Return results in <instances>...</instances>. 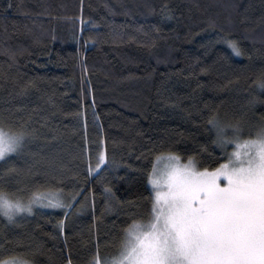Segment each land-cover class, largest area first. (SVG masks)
Listing matches in <instances>:
<instances>
[{
    "label": "trees",
    "instance_id": "obj_1",
    "mask_svg": "<svg viewBox=\"0 0 264 264\" xmlns=\"http://www.w3.org/2000/svg\"><path fill=\"white\" fill-rule=\"evenodd\" d=\"M262 76L264 0H0V113L31 117L37 130L11 162L27 170L30 152L56 157L67 167L54 186L80 190L83 204L67 218L40 206L15 223L0 215V249L7 250L0 260L88 264L97 241L114 254L130 214L148 212L145 170L156 156L172 152L183 162L192 157L200 170L218 167L226 157L208 159L221 150L207 119L240 120L247 139L264 117ZM98 149L119 164L101 178L86 170V154L95 163ZM7 166L0 161V170ZM47 167L11 178L0 171L4 191L27 199L34 185L51 180ZM105 185L117 197L110 211Z\"/></svg>",
    "mask_w": 264,
    "mask_h": 264
},
{
    "label": "snow or ice",
    "instance_id": "obj_2",
    "mask_svg": "<svg viewBox=\"0 0 264 264\" xmlns=\"http://www.w3.org/2000/svg\"><path fill=\"white\" fill-rule=\"evenodd\" d=\"M12 6L11 2L7 5ZM226 42L235 55L244 54L236 41ZM257 85L264 89V76ZM23 88L26 90L27 85ZM248 103L254 105L256 100ZM207 127L215 134L212 144L221 150L220 156L209 154L208 159L226 160L218 167L197 170L192 157L182 164L175 153L157 155L151 170H145L146 182L151 185L146 216L130 214L114 254L102 253L97 241L88 264H264V117L243 140L240 120H221L213 113L207 119ZM36 139L31 117L14 119L0 113V161L8 165L0 171L9 178L18 177L22 172L31 174L36 164L47 163L45 175L51 178L44 185L29 189L27 199L15 193V198L10 199L0 181V215L9 223H15L22 214H32L36 206L62 209L65 218L74 209L83 208L82 203L78 207L80 190L74 187L65 192L54 186L58 177L65 176L67 167L63 163L57 166L56 157L30 152L33 161L27 170L11 162V155L22 156ZM230 145L235 146L232 152L228 151ZM86 160L88 176L97 178L106 169L119 167L115 160H108L106 149L97 150L95 163L90 153ZM162 161H168L163 169ZM72 174L78 176L79 172ZM16 190L23 191L20 187ZM104 195L110 211V201L117 197L107 185ZM63 226L64 220L58 221L61 231ZM4 251L7 250L0 249V254ZM0 264L23 262L11 258L0 260ZM67 264H72L70 257Z\"/></svg>",
    "mask_w": 264,
    "mask_h": 264
},
{
    "label": "rangeland",
    "instance_id": "obj_3",
    "mask_svg": "<svg viewBox=\"0 0 264 264\" xmlns=\"http://www.w3.org/2000/svg\"><path fill=\"white\" fill-rule=\"evenodd\" d=\"M181 161V160H180ZM168 163V161H162L161 164H160V167L161 169H163L165 167V165ZM182 164H186L187 162H183L181 161ZM197 169V168H196ZM197 170H200V169H197ZM223 180V178H221ZM151 186V185H150ZM10 199H14V198H11L9 197Z\"/></svg>",
    "mask_w": 264,
    "mask_h": 264
}]
</instances>
